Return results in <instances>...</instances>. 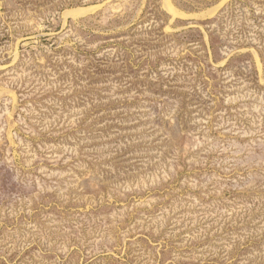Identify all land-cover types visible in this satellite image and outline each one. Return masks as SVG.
Wrapping results in <instances>:
<instances>
[{
	"label": "rangeland",
	"instance_id": "1",
	"mask_svg": "<svg viewBox=\"0 0 264 264\" xmlns=\"http://www.w3.org/2000/svg\"><path fill=\"white\" fill-rule=\"evenodd\" d=\"M233 1L0 0V264H264V0Z\"/></svg>",
	"mask_w": 264,
	"mask_h": 264
},
{
	"label": "trees",
	"instance_id": "2",
	"mask_svg": "<svg viewBox=\"0 0 264 264\" xmlns=\"http://www.w3.org/2000/svg\"><path fill=\"white\" fill-rule=\"evenodd\" d=\"M247 1H248V0H234L233 2L238 3L239 6H244V5L247 3ZM222 12H224V9H222V10L220 11V13H222ZM231 12H232V11H231ZM220 13H219L220 16H217V19H218V20L221 18V15H222V14H220ZM211 21H215V18L212 19ZM258 34H259V33H258ZM260 35H261V34H259V36H260ZM210 43H211V47L213 48V46H214V36H213V31L210 32ZM248 44H250V43H248ZM213 49H214V48H213ZM216 60H218V59H216Z\"/></svg>",
	"mask_w": 264,
	"mask_h": 264
},
{
	"label": "bare ground",
	"instance_id": "3",
	"mask_svg": "<svg viewBox=\"0 0 264 264\" xmlns=\"http://www.w3.org/2000/svg\"><path fill=\"white\" fill-rule=\"evenodd\" d=\"M215 10V9H214Z\"/></svg>",
	"mask_w": 264,
	"mask_h": 264
}]
</instances>
